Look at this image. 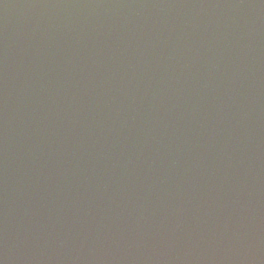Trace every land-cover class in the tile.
<instances>
[{
  "label": "water",
  "instance_id": "1",
  "mask_svg": "<svg viewBox=\"0 0 264 264\" xmlns=\"http://www.w3.org/2000/svg\"><path fill=\"white\" fill-rule=\"evenodd\" d=\"M0 264H264V0H0Z\"/></svg>",
  "mask_w": 264,
  "mask_h": 264
}]
</instances>
